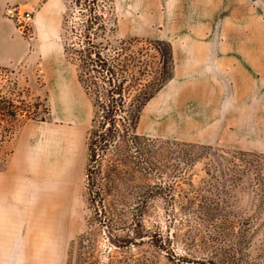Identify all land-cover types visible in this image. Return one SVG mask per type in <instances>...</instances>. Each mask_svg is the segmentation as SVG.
<instances>
[{
    "label": "rangeland",
    "instance_id": "obj_1",
    "mask_svg": "<svg viewBox=\"0 0 264 264\" xmlns=\"http://www.w3.org/2000/svg\"><path fill=\"white\" fill-rule=\"evenodd\" d=\"M102 1L117 19V30L123 38L162 40L167 19L173 21L172 0ZM234 2L239 10L244 2L246 10L248 5L254 6L251 11L261 19V75L257 87L249 90L247 81H241L239 89L231 91L222 127L217 130L195 129L197 115L190 106L180 105L173 92L159 102L169 86L147 105L138 132L155 139L150 147L159 153L161 175L149 178L132 173L126 178L135 187L130 190L132 196L136 191H159L148 197V210L140 224H133L135 204L120 213L123 207L113 204L117 192L110 194L108 204L114 214L126 215L128 222L114 227L115 233L136 237L139 229L143 232L142 238L124 249L115 248L110 226L94 220L87 201L86 138L92 105L76 80V67L66 56L68 65H73L70 71L47 65L48 60L58 59L54 46L43 57L39 54L34 58V54L21 64L0 66V99H10L21 108L16 119L0 120V134L15 129L0 142V171L13 143L27 136L31 128L39 127L41 121L36 119L48 116L47 109L54 114L48 116L50 127L83 134L76 181L52 197H60V203L48 200L51 189L57 190L52 184L56 179L49 177L47 193L33 186L30 190L34 197L29 202L26 188L24 197H17L19 208H0V264H65L70 243L81 237L82 259L88 263L107 264L114 258L119 264H264V0ZM12 3L0 0V16L13 19L17 32L37 46L34 21L41 8L35 6L36 0L16 2L19 8H13ZM26 13H31V21L23 19ZM66 15L69 18L64 23ZM246 16L241 18H246L244 25L248 27ZM78 17L74 0H61L57 22L64 46L73 41L71 28ZM60 79L63 95L57 93ZM190 134L196 138H190ZM32 145L36 149L37 141ZM123 191L128 194V189ZM52 205L61 208L53 212ZM155 234H161L163 240Z\"/></svg>",
    "mask_w": 264,
    "mask_h": 264
},
{
    "label": "crops",
    "instance_id": "obj_2",
    "mask_svg": "<svg viewBox=\"0 0 264 264\" xmlns=\"http://www.w3.org/2000/svg\"><path fill=\"white\" fill-rule=\"evenodd\" d=\"M172 1L173 21L167 19L166 36L162 41L173 46L175 69L173 78L164 86H169L165 94L169 97L173 92L180 105L193 109L197 115L195 129H220L230 90L237 91L241 81H247L249 90L257 87L256 82L261 75V19H256L251 11L254 6L248 5L249 11L246 10L245 2L242 10L237 9L233 4L236 0ZM11 2L13 8H19L16 2L21 0ZM35 6L41 8L34 21L37 46L17 32L13 19L0 16V66L21 64L33 58L34 54V58L39 54L43 57L46 50L54 46L58 59L48 60L46 64L70 71L69 66L73 65L66 61L57 22L61 0H36ZM246 15L249 16L248 27L244 25L246 18H241ZM58 72L60 76L61 72ZM57 85V93L63 95L62 79ZM51 124L38 122L39 127L31 128L27 136L13 143L5 168L0 171V208H19L17 197L20 194L24 197L26 188L29 202L34 197L31 187L37 186L43 189L44 194L47 193L49 177L56 179L52 184L57 190L51 189L48 200L60 203V197L52 198L54 192L61 193L64 186L69 187L76 181L83 134L73 129L53 128ZM189 136L196 138L192 134ZM34 140L37 141L36 149L32 145ZM34 178H38L37 181ZM50 208L54 212L61 206L52 205Z\"/></svg>",
    "mask_w": 264,
    "mask_h": 264
},
{
    "label": "trees",
    "instance_id": "obj_3",
    "mask_svg": "<svg viewBox=\"0 0 264 264\" xmlns=\"http://www.w3.org/2000/svg\"><path fill=\"white\" fill-rule=\"evenodd\" d=\"M74 7L79 17L71 28L73 41L65 44L64 53L76 67L78 82L92 105L86 138V197L94 220L110 226L111 241L120 250L142 238L143 232L139 229L136 237L115 233L114 227L128 222L126 215L114 214L109 196L117 192L113 204L123 207L120 213L134 203L133 224H140L148 210V197L158 194L156 188L149 193L136 191L132 196L130 190L135 187L126 177L132 173L149 178L161 175L159 153L150 147L155 139L141 135L138 129L147 105L174 76V50L167 41L121 37L117 19L102 0H74ZM68 18L64 17V23ZM20 109L12 100L0 99V120L16 119ZM47 115L51 116L50 109ZM48 116L32 119L50 121ZM14 131L6 129L0 142ZM155 237L163 240L161 234ZM83 240L70 243L65 264H95L82 259ZM107 264L119 261L110 258Z\"/></svg>",
    "mask_w": 264,
    "mask_h": 264
},
{
    "label": "bare ground",
    "instance_id": "obj_4",
    "mask_svg": "<svg viewBox=\"0 0 264 264\" xmlns=\"http://www.w3.org/2000/svg\"><path fill=\"white\" fill-rule=\"evenodd\" d=\"M235 3V2H234ZM227 4V3H226ZM237 4V3H236ZM222 5V4H221ZM220 6V5H219ZM225 10V9H224ZM231 10V9H230ZM229 13V12H228ZM241 14V13H240ZM207 15H208V12H207ZM209 17V16H208ZM213 17V16H212ZM210 19V18H209ZM230 19V18H229ZM192 20V19H191ZM241 20V19H240ZM236 21V20H235ZM204 23V22H203ZM208 25V24H207ZM198 38V37H197ZM198 40H200V39H198ZM248 45V44H247ZM247 48V47H246ZM248 49H249V46H248ZM230 83V82H229ZM230 86V85H229ZM229 91V90H228ZM230 92H231V90H230ZM246 97V96H245ZM167 99V95L165 94L164 96H163V99L161 100V101H159V102H163V101H165Z\"/></svg>",
    "mask_w": 264,
    "mask_h": 264
},
{
    "label": "built area",
    "instance_id": "obj_5",
    "mask_svg": "<svg viewBox=\"0 0 264 264\" xmlns=\"http://www.w3.org/2000/svg\"><path fill=\"white\" fill-rule=\"evenodd\" d=\"M23 19L26 20L27 22H28V21H31V20H32V15H31V13H26V14L23 16Z\"/></svg>",
    "mask_w": 264,
    "mask_h": 264
}]
</instances>
